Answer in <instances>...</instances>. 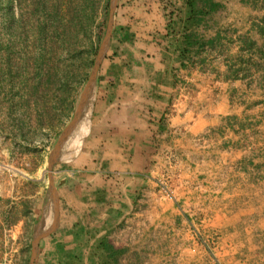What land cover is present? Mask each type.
I'll return each mask as SVG.
<instances>
[{"label": "crops", "instance_id": "crops-1", "mask_svg": "<svg viewBox=\"0 0 264 264\" xmlns=\"http://www.w3.org/2000/svg\"><path fill=\"white\" fill-rule=\"evenodd\" d=\"M188 1L117 0L89 130L61 151L58 221L44 224L35 264H101L100 239L127 247L129 234L171 224L177 201L264 163V73L253 66L264 62V10L215 0L222 8L196 26ZM189 36L204 46L189 47Z\"/></svg>", "mask_w": 264, "mask_h": 264}, {"label": "rangeland", "instance_id": "rangeland-1", "mask_svg": "<svg viewBox=\"0 0 264 264\" xmlns=\"http://www.w3.org/2000/svg\"><path fill=\"white\" fill-rule=\"evenodd\" d=\"M109 14L110 0H0V264H30L44 212L52 223L50 176L54 184L60 167L50 171V156L74 117ZM250 175L177 201L169 225L124 233L134 240L120 264H264V163Z\"/></svg>", "mask_w": 264, "mask_h": 264}, {"label": "water", "instance_id": "water-1", "mask_svg": "<svg viewBox=\"0 0 264 264\" xmlns=\"http://www.w3.org/2000/svg\"><path fill=\"white\" fill-rule=\"evenodd\" d=\"M116 8H117V0H110L109 22H108V27H107L105 37L103 39V42L100 46L99 52L95 59L94 67L89 77V80L87 84L85 85L84 90L80 96L79 103L76 108L74 117L72 121L69 123V125L62 132V134L59 136L56 142V145L51 153L50 160H49L50 171L53 169L55 165L60 163L61 151L63 150L64 146L68 143L70 136L73 134L75 129L78 127V125L82 121L85 111L87 109V106L88 107L91 106V100H92V96L95 91L99 69L110 46V41H111L112 33H113V19H114ZM49 192H50V199H51L50 201H52L51 203L53 204V224H52V227L50 228L51 229L50 231H52L57 225L58 212H57V192H56V187L53 184V180L51 176H50ZM45 213L46 212L43 213L40 221L38 222L35 228V235H34V240H33V253H32L30 264H35L40 240L48 234L46 232H43V227L45 226L44 224L46 223Z\"/></svg>", "mask_w": 264, "mask_h": 264}, {"label": "trees", "instance_id": "trees-1", "mask_svg": "<svg viewBox=\"0 0 264 264\" xmlns=\"http://www.w3.org/2000/svg\"><path fill=\"white\" fill-rule=\"evenodd\" d=\"M109 1V0H108ZM260 2L261 9L264 10V0H255ZM258 4H255V7ZM222 8L220 3L215 2V0H189L188 10H189V24L196 26L201 25L205 21V17L210 13H214ZM109 9L108 4L106 11ZM256 28L261 35L264 42V16L260 20V23L256 24ZM189 41V47H203L204 42L202 40H197L193 36L187 37ZM255 43L249 44L250 49H253ZM260 59L264 61V43L261 47L257 48L256 52ZM257 70L264 73V62L261 64L253 65ZM96 252L101 254V264H120V257L124 254L123 249L116 248L108 238H102L98 241L95 248Z\"/></svg>", "mask_w": 264, "mask_h": 264}, {"label": "bare ground", "instance_id": "bare-ground-1", "mask_svg": "<svg viewBox=\"0 0 264 264\" xmlns=\"http://www.w3.org/2000/svg\"><path fill=\"white\" fill-rule=\"evenodd\" d=\"M89 117L86 113L83 116L82 121L75 129L68 141V146L72 148H78L81 145V142L89 130ZM70 158V157H69Z\"/></svg>", "mask_w": 264, "mask_h": 264}]
</instances>
